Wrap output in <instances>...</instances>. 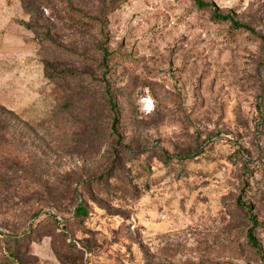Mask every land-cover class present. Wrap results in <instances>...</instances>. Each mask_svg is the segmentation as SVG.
Masks as SVG:
<instances>
[{"label":"rangeland","instance_id":"rangeland-1","mask_svg":"<svg viewBox=\"0 0 264 264\" xmlns=\"http://www.w3.org/2000/svg\"><path fill=\"white\" fill-rule=\"evenodd\" d=\"M202 1L244 29L193 0H0V234L24 235L0 264H264V0Z\"/></svg>","mask_w":264,"mask_h":264},{"label":"trees","instance_id":"trees-1","mask_svg":"<svg viewBox=\"0 0 264 264\" xmlns=\"http://www.w3.org/2000/svg\"><path fill=\"white\" fill-rule=\"evenodd\" d=\"M195 5L200 8V9H204L205 11H208L210 13V18L212 21H215V22H231L233 25L232 27L234 29H244L243 26L237 24V23H233L232 22V19L231 17L228 15V14H223L221 13L220 11H218V9L212 4V3H207V2H204L202 0H193ZM103 51V54H102V63L104 65V68L105 70L107 69V60L109 58V54L107 53L106 50H102ZM53 71L51 69V67H48V70H47V73H46V76L49 77V78H53V75H52ZM106 73V72H105ZM105 73L103 74V76H105ZM56 76H58L59 78L61 79H73L76 74L73 73V72H69V73H60L59 75L56 73ZM109 97H110V94H109ZM110 106L115 109V105L112 103H110ZM116 122H117V118L115 117L114 120H113V127H115L116 125ZM6 130H3L0 128V141H2L3 139V133L5 132ZM10 164H11V161H10ZM3 163L0 162V169H3ZM105 181V178L104 176H99L97 179L93 180V186H98V185H101L103 184ZM87 183H85L83 185V187H85ZM34 217H36L37 215L34 214L33 215ZM87 214H86V210L85 208L82 206V204H79L78 206L75 207V210H74V214H73V218L74 220L78 221V222H82L84 218H86ZM48 217L57 225V226H60V224H62L60 222V219H58L57 216L55 215H51V214H48ZM64 223V222H63ZM33 224L30 226V229L29 230H33ZM24 237V235L22 236H16V235H5V234H0V239L1 238H4V241L5 243L7 244H11V246H14L16 244H18L21 239ZM248 241L250 243V245L256 250L257 253L260 252V248L258 247V244L256 243L254 237L252 236L251 233L248 234ZM12 254V253H11ZM11 261L9 262H6L5 264H23L21 263L20 261H18L17 257H11L10 258Z\"/></svg>","mask_w":264,"mask_h":264}]
</instances>
